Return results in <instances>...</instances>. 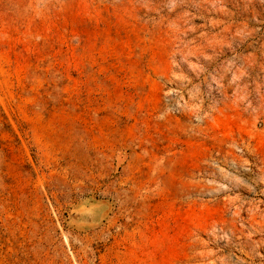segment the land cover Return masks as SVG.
Segmentation results:
<instances>
[{"label":"rangeland","instance_id":"1","mask_svg":"<svg viewBox=\"0 0 264 264\" xmlns=\"http://www.w3.org/2000/svg\"><path fill=\"white\" fill-rule=\"evenodd\" d=\"M0 264H264V0H0Z\"/></svg>","mask_w":264,"mask_h":264}]
</instances>
